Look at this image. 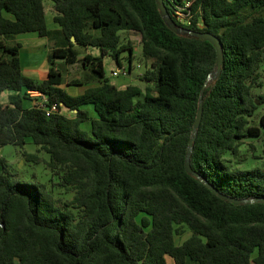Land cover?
<instances>
[{
	"label": "trees",
	"instance_id": "1",
	"mask_svg": "<svg viewBox=\"0 0 264 264\" xmlns=\"http://www.w3.org/2000/svg\"><path fill=\"white\" fill-rule=\"evenodd\" d=\"M50 1L59 26L52 31L44 0H0V146L16 144L26 160L42 161L52 183L71 196L61 201L34 174L32 181L15 179L0 155V264H167L166 256L174 264H264V201L223 199L184 166L214 46L172 31L155 0ZM164 2L177 25L210 31L223 47L221 71L203 88L192 169L228 195L264 197V168L234 167L224 157L243 136L260 134L248 123L256 99L264 101L252 91L261 85L264 0H191L186 25L174 17L185 0ZM121 30L140 35L148 61L138 76L143 86H117L105 75L104 57L120 67L124 50L131 68L133 44L122 41ZM22 32L59 37L41 80L23 73L20 43L6 40ZM56 59L80 61L83 74L65 80ZM84 82L92 84L77 94L63 86ZM28 90L71 113L46 114ZM259 120L264 125V112ZM28 141L47 158L26 150Z\"/></svg>",
	"mask_w": 264,
	"mask_h": 264
},
{
	"label": "rangeland",
	"instance_id": "2",
	"mask_svg": "<svg viewBox=\"0 0 264 264\" xmlns=\"http://www.w3.org/2000/svg\"><path fill=\"white\" fill-rule=\"evenodd\" d=\"M51 3L50 0H44V4ZM47 7V5H46ZM45 20L47 27L51 29H55V27H59L56 22L52 19V11L49 10L47 7L45 9ZM264 12V11H263ZM27 33L29 32H22L19 33L18 38L19 42L21 43V47L19 49V58L20 61L24 64V72L28 74V72H32L29 74H32L34 78L37 80H41L46 77L47 74V68L49 66V62L47 60V47L51 46L55 40H58V35L55 33H51V38L48 39L47 36L42 37L41 40L44 42V44H39L36 47L32 46V42H29L27 39H25ZM122 34V41L131 40L133 44V52H132V61H131V68L130 71L128 70V60L126 58L128 51L124 50L121 53V66L120 69H118V74L111 73L112 69H117V64L114 61V59L111 56L106 55L104 57V71L105 75L109 78L110 81H113L117 84H121L122 86L125 84L123 82L127 83H136L140 84L141 86L144 85V82L139 79V74H141L145 68L148 66V61H146L141 56V48H140V35L137 32H123V30L120 31ZM50 38V37H49ZM21 40V41H20ZM24 42V43H23ZM28 42V46L26 45ZM30 46V47H29ZM76 50H84V51H90V52H96L94 48H87L84 49L83 47L77 45ZM30 61V62H29ZM57 66L62 71L63 77L65 80H71L72 78H78L81 76L84 72L80 65V61H77L75 63L71 64H65L62 65V62L59 59H56ZM22 64V65H23ZM27 64L29 66H27ZM35 66L36 68H33L29 70L30 67ZM122 67L126 69V73H123ZM258 70L260 72V80L261 85H254L252 87V91L255 94H263L264 95V59L260 62ZM92 84V82H84L79 85H63L67 92L71 94H77L83 90L85 86H88ZM4 94V93H3ZM34 97V96H32ZM25 104L30 103V100L26 99L24 100ZM84 108H86L91 115H94V112L92 110V106L90 104L84 105ZM66 113H71L68 110H65ZM264 112V101H259L256 99V107L253 109L252 114L249 116V123L248 124H255L260 127V134L259 135H245L242 137L241 142L238 146V149L236 152H231L230 150H227L224 154V157L228 160L227 163L231 164L234 167L239 168H264V125L260 123V115ZM79 126L83 129L89 130V122L88 121H82ZM24 148L28 151L37 152L36 151V145L28 141ZM38 155L41 157L47 158V154L43 152L42 150L37 152ZM0 155L3 156L7 162L10 164L11 170L14 173L13 177L17 180L22 181H32L34 179L33 174L38 178H43L47 181V183L50 185L52 184V189L57 198H59L61 201L63 199H68L71 196V192L67 191L64 188H60L56 186L54 183H52L53 179L49 176L48 170L45 167L44 163L42 161L38 163H33L32 161L26 160L21 151L20 147L13 143H7L2 146H0ZM188 234V231L183 232L180 235H176V240L180 241L182 238H184ZM166 260L168 264L172 263L171 257L166 256ZM188 261H192L195 264H200L196 260H193L191 258L187 259Z\"/></svg>",
	"mask_w": 264,
	"mask_h": 264
},
{
	"label": "water",
	"instance_id": "3",
	"mask_svg": "<svg viewBox=\"0 0 264 264\" xmlns=\"http://www.w3.org/2000/svg\"><path fill=\"white\" fill-rule=\"evenodd\" d=\"M156 6L165 21V23L169 26V28L174 31L177 34H189V35H195L197 37L203 38L207 41H209L215 48V63L214 67L212 70L208 73L204 85L208 81H214L217 76L219 75L221 71V67L223 65V47H222V42L221 39L219 38L218 35L210 32V31H201V30H195V29H190L184 26L177 25L176 22L171 18L169 15V11L166 7V4L164 0H155ZM72 41H75L74 36H71ZM204 85L201 87L199 96H198V103H197V109H196V114L195 118L193 121L192 129H191V136L188 140V146L186 150V155H185V162L184 166L187 172L191 173L192 175L196 176L199 178L202 182H204L214 193H216L219 197L223 199H227L233 203H241V202H253V201H264L263 196H256V197H247V198H237L231 195H228L226 193H223L219 191L213 184H211L208 180L204 179L201 175H199L195 170L192 169L190 165V153L192 151V146H193V140L195 138L197 128L199 126L200 120H201V115H202V93H203V88Z\"/></svg>",
	"mask_w": 264,
	"mask_h": 264
},
{
	"label": "built area",
	"instance_id": "4",
	"mask_svg": "<svg viewBox=\"0 0 264 264\" xmlns=\"http://www.w3.org/2000/svg\"><path fill=\"white\" fill-rule=\"evenodd\" d=\"M191 0H185L183 6L177 7L175 10V15L174 17L182 24L186 25L189 23V17H190V12L189 9L186 8L190 4ZM120 69V67H118ZM123 73H126V69L122 67ZM28 94L30 96L38 97L33 99V102L37 104L40 107H43L46 114H49L50 112L56 111V110H61L63 112H66L67 110L65 107L63 108H58V104L53 101H49L48 97L46 94L38 91V90H28Z\"/></svg>",
	"mask_w": 264,
	"mask_h": 264
},
{
	"label": "crops",
	"instance_id": "5",
	"mask_svg": "<svg viewBox=\"0 0 264 264\" xmlns=\"http://www.w3.org/2000/svg\"><path fill=\"white\" fill-rule=\"evenodd\" d=\"M46 5H47V7L49 8V10H51L52 11V14H53V9H52V7H51V3L49 4V3H46ZM46 5H45V9L47 8L46 7ZM45 13H46V11H45ZM55 29H57V27H55ZM129 32H132V31H129ZM26 33V32H25ZM19 34V33H18ZM18 34H13V35H9V36H7L6 37V40H7V42L8 43H15V42H19V38H18ZM42 37H45V36H39V35H37L35 32H29V33H27V35H26V37H25V39H27L29 42H31V41H33L32 42V46L33 47H36V46H38L39 44H44V42L41 40V38ZM21 41V40H20ZM20 43V42H19ZM24 43V42H23ZM27 46H28V42H27V44H26ZM22 45H21V43H20V47H21ZM20 47H19V49H20ZM30 47V46H29ZM49 49V46L47 47V50ZM30 62V61H29ZM20 63H21V69H22V71H23V73H25L24 72V64L20 61ZM23 64V65H22ZM27 66H29L28 64H27ZM118 67L119 66H117V69H112L111 70V73H113V74H118ZM33 68H36L35 66H32V67H30L29 68V70H31V69H33ZM130 71V70H129ZM128 71V72H129ZM29 73H32V72H28V74L27 75H30V76H32V74H29ZM26 74V73H25ZM33 77V76H32ZM110 82H112V83H114V84H116L117 86H122V83L121 84H117V83H115V82H113V81H110ZM123 83H125L124 85H126L127 84V82H123ZM66 86H68L67 84H65ZM123 85V86H124ZM4 93V94H3ZM1 96H2V99L3 100H5L6 99V96H7V92L6 91H3L2 92V94H1ZM188 258H186V260H185V264H195V263H193L192 261H188L187 260ZM171 260H172V258H171ZM168 264V263H167ZM171 264H174L173 263V260H172V263Z\"/></svg>",
	"mask_w": 264,
	"mask_h": 264
}]
</instances>
